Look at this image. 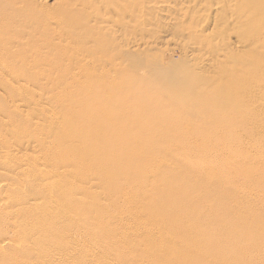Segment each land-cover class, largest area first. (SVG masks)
I'll return each mask as SVG.
<instances>
[{
	"label": "bare ground",
	"instance_id": "obj_1",
	"mask_svg": "<svg viewBox=\"0 0 264 264\" xmlns=\"http://www.w3.org/2000/svg\"><path fill=\"white\" fill-rule=\"evenodd\" d=\"M204 1L0 0V264H264V0Z\"/></svg>",
	"mask_w": 264,
	"mask_h": 264
},
{
	"label": "rangeland",
	"instance_id": "obj_2",
	"mask_svg": "<svg viewBox=\"0 0 264 264\" xmlns=\"http://www.w3.org/2000/svg\"><path fill=\"white\" fill-rule=\"evenodd\" d=\"M207 3H208V0H205L204 3H202V4H206L207 5ZM196 14H197V15H195V17H197L196 20H198L199 17L200 18L201 17L205 18L204 13H202V12H198ZM144 26H147L148 29L150 28V24L149 23H144ZM210 30L207 29V31L204 34L205 35H210V34L212 35L213 32L215 33V30H212V29H210ZM169 31H166V30L165 31L164 30L161 31L159 33V35H157V36H159V37H157V40H156V41H158V42H156L157 44L155 42H153V41H152L153 42L152 44H148L147 45V49H144V50L141 51V53H142L141 55H145V56H143V57L140 56V57L141 58H145V59L148 58L147 60H150L151 62L157 64L159 68L170 69V70H172L173 72L176 73L178 71L177 68L180 67V65L182 66L184 64H192L193 63V57H194L193 54L195 55V53H194V51H190L191 50L190 49L187 52L188 53L187 54L188 57H184L185 55L182 52V49H181L182 47H180V44L183 43V42L181 41V39L179 37L174 35L175 33L173 31L172 32L171 31L169 32ZM227 39H226V46L228 45L227 46L228 47L227 48L228 52L232 53V51H233V55H235L236 59L238 60V57L240 55L244 54V53H242V51L245 48H243V46L238 44L236 33L232 34ZM210 40L215 41L214 39H210ZM227 41H228V44H227ZM181 46H182V44H181ZM185 58L186 59L188 58L187 61H185L186 60ZM193 65L194 64H192L190 66H193ZM170 70H167V71H170ZM202 70H203V68H201L200 70L198 69L197 72H200V71L201 72H206L205 70H203V71ZM203 74H206V73H203ZM152 83H153V79L152 78H148L147 80H145V87H150ZM43 87H44V85L43 86L41 85V88H43ZM257 132L259 133L260 131L258 130ZM257 132H256V134H258ZM262 133H264V132H262ZM262 133L261 134L259 133V134L262 135ZM237 184L238 183L236 182V184L234 186V188L236 190L248 193V191H247L248 187L246 185L244 186L245 187L244 188L242 184H238V185ZM239 186H241V187H239ZM245 203L248 205V206L246 205V208H244L245 210H250V209L252 210L253 209V211H255V213H256L257 210L259 211V209H256L258 207L260 208L259 203L255 202L258 206H254V201L252 199L251 200L250 199L249 200H244V201L241 202V204H238V206L240 205L239 207L243 208V207H245V205H244ZM248 207H249V209H247ZM254 208H255V210H254ZM261 212H263V211H260L259 214ZM262 215H264V212L260 214L261 217H264ZM93 242L94 241H87V244L93 243ZM111 259L112 258L107 259V260L110 262Z\"/></svg>",
	"mask_w": 264,
	"mask_h": 264
}]
</instances>
